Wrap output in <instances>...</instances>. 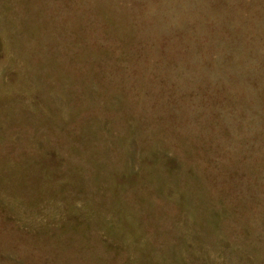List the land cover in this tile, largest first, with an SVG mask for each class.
<instances>
[{
    "label": "rangeland",
    "instance_id": "1",
    "mask_svg": "<svg viewBox=\"0 0 264 264\" xmlns=\"http://www.w3.org/2000/svg\"><path fill=\"white\" fill-rule=\"evenodd\" d=\"M0 264H264V0H0Z\"/></svg>",
    "mask_w": 264,
    "mask_h": 264
}]
</instances>
